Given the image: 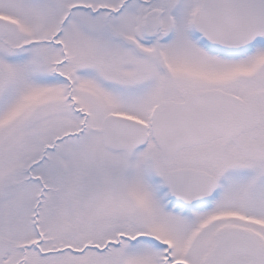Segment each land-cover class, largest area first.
Instances as JSON below:
<instances>
[{"label": "snow or ice", "instance_id": "snow-or-ice-1", "mask_svg": "<svg viewBox=\"0 0 264 264\" xmlns=\"http://www.w3.org/2000/svg\"><path fill=\"white\" fill-rule=\"evenodd\" d=\"M0 264H264V0H0Z\"/></svg>", "mask_w": 264, "mask_h": 264}]
</instances>
